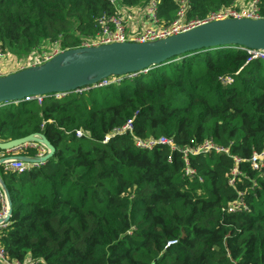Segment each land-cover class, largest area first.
<instances>
[{
  "label": "trees",
  "instance_id": "trees-1",
  "mask_svg": "<svg viewBox=\"0 0 264 264\" xmlns=\"http://www.w3.org/2000/svg\"><path fill=\"white\" fill-rule=\"evenodd\" d=\"M153 1L160 25L175 20L181 0H0V44L74 50L99 19ZM237 1L188 0L186 17ZM42 96L0 108V142L39 133L55 148L24 171L0 164L13 203L0 264H264V166L250 161L264 150V59L219 45ZM159 137L177 147L137 145ZM207 140L229 153H188L187 175L184 150Z\"/></svg>",
  "mask_w": 264,
  "mask_h": 264
},
{
  "label": "water",
  "instance_id": "water-1",
  "mask_svg": "<svg viewBox=\"0 0 264 264\" xmlns=\"http://www.w3.org/2000/svg\"><path fill=\"white\" fill-rule=\"evenodd\" d=\"M230 44L264 50V19L212 21L153 43L123 42L96 49L66 50L41 67L26 69L0 78V103L23 101L27 96L47 93L63 94L84 84H94L109 74L146 69L188 51ZM94 69L103 71L90 81L64 86V83L75 75ZM28 141H39L48 147L49 152L41 158L42 161H46L55 152L49 140L39 133L10 142H0V148L7 149ZM11 156L26 162L32 161L31 158L21 154ZM8 158L10 156L0 158V164ZM0 186L4 191L8 207L6 217L0 218V223H5L11 215L13 203L9 191L1 180Z\"/></svg>",
  "mask_w": 264,
  "mask_h": 264
},
{
  "label": "built area",
  "instance_id": "built-area-1",
  "mask_svg": "<svg viewBox=\"0 0 264 264\" xmlns=\"http://www.w3.org/2000/svg\"><path fill=\"white\" fill-rule=\"evenodd\" d=\"M248 4H241L239 6H231L228 8H220L217 10L210 11L207 16L203 19H188L186 17L187 8H188V0H181L180 7L176 13V18L173 22L168 25H160L159 18L156 13V3L153 1L152 5L149 7L147 11L148 18L150 20L149 25L144 26V28L139 29L135 24L131 23V20L127 18L124 12L120 11L116 14L99 19V31L95 37L84 41L77 49H96L104 45L113 44V43H123V42H137V43H153L158 40H162L168 38L170 36L185 32L192 28H195L199 25L206 24L208 22L217 21V20H239V19H264V16L261 13V0H250ZM131 28H129V25ZM60 49L59 47H57ZM247 50L254 58H262L264 59V50H257L248 47H241ZM61 50V49H60ZM63 51V50H62ZM66 51V50H65ZM60 51H56L53 54H45L41 59H36L34 62L29 64V69H34L41 67L49 61H52L56 54ZM7 61V51L0 44V78L5 77L7 74V69L5 67V63ZM106 80L102 82V84H106ZM78 91H82L81 88L77 89ZM24 100H37L39 103L42 102L43 96H27ZM14 103H18L20 101H13ZM3 106V103H0V108ZM132 130L131 122H128L122 128L116 129L115 131L120 132L123 130ZM78 136L82 135L81 131L77 132ZM105 141L108 140V136L105 137ZM163 144L168 145L172 149H175L177 145L174 143L173 139L167 137H159V138H150L147 140L138 139L137 145L141 148L152 150L156 145ZM36 148L38 153L35 156H27L32 159L31 162H26L21 159L12 157L11 155L20 154V150L24 148ZM211 149L214 150H223L226 153H229V148H222L217 146L213 141L207 140L204 144L191 147L189 149L184 150V159L186 161V174L191 175L194 173V170H191L189 166L188 153H200L206 152ZM7 156L10 158L6 159L3 163L4 165L12 170L16 171H24L32 166H39L44 161L41 160L44 156H46L49 152L48 147L39 141H28L13 145L7 149ZM251 164L254 168H260L264 166V150L260 153L253 154L251 158ZM234 174H237V168L233 170ZM0 195L4 200V206L2 211L0 212V218H5L7 215L8 207L5 200L4 191L0 188ZM236 205H234L231 209H234ZM4 224L0 223V226ZM171 243V242H169Z\"/></svg>",
  "mask_w": 264,
  "mask_h": 264
},
{
  "label": "rangeland",
  "instance_id": "rangeland-1",
  "mask_svg": "<svg viewBox=\"0 0 264 264\" xmlns=\"http://www.w3.org/2000/svg\"><path fill=\"white\" fill-rule=\"evenodd\" d=\"M250 0H240V3L237 5L248 4ZM127 18L133 19V18H146V13L144 11L143 7H134V8H128L124 11ZM7 61L5 63V67L7 69V75L14 74L16 72H20L26 69H29V64L34 62L36 59H41L45 54H53L56 51H60L56 54L55 58L60 55L62 50L57 48L56 44H44L41 48L38 50L36 49L34 52L29 53L27 55H21L16 52H14L12 49L7 48ZM102 69L99 70H90L87 72H84L82 78L76 82H82V81H90L94 78H96L98 75L102 73ZM74 82V83H76Z\"/></svg>",
  "mask_w": 264,
  "mask_h": 264
},
{
  "label": "crops",
  "instance_id": "crops-1",
  "mask_svg": "<svg viewBox=\"0 0 264 264\" xmlns=\"http://www.w3.org/2000/svg\"><path fill=\"white\" fill-rule=\"evenodd\" d=\"M239 3H240V0L237 1V5H238ZM241 4H242V3H241ZM243 4H244V3H243ZM129 9H130V8H129ZM121 11L124 12L125 10L122 9ZM145 15H146V18H142V19H140V18H133V19L131 20V23L135 24V26H137L139 29H142V28H144V26H147V25L151 24V23H150V20H149V18H148V15H147V14H145ZM128 26H129V28H131L130 24H129Z\"/></svg>",
  "mask_w": 264,
  "mask_h": 264
},
{
  "label": "bare ground",
  "instance_id": "bare-ground-1",
  "mask_svg": "<svg viewBox=\"0 0 264 264\" xmlns=\"http://www.w3.org/2000/svg\"><path fill=\"white\" fill-rule=\"evenodd\" d=\"M94 70H99V69H94ZM83 72L82 73H79V75H75L74 78L70 79L69 81H67L66 83H64L65 85L64 86H67V85H70V84H73L74 82L80 80L83 76Z\"/></svg>",
  "mask_w": 264,
  "mask_h": 264
}]
</instances>
